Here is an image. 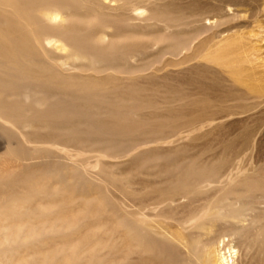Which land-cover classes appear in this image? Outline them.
<instances>
[{
  "label": "bare ground",
  "instance_id": "bare-ground-1",
  "mask_svg": "<svg viewBox=\"0 0 264 264\" xmlns=\"http://www.w3.org/2000/svg\"><path fill=\"white\" fill-rule=\"evenodd\" d=\"M107 1L118 5L111 10ZM131 1L153 2L142 9ZM227 8L196 0H0V138L15 163L0 173V264H245L243 249L256 251L248 264H264V176L241 156L194 160V180L180 182L171 171L163 179L168 169L117 178L90 161L101 158L74 134L78 121L39 116L44 109L52 115L62 97L93 115L132 112L127 124L139 127L131 133L147 136L144 145L166 144L180 159L192 146H229L219 133L264 108V65L257 67L263 60L251 36L233 32L239 16ZM91 11L143 21L184 41L123 42L126 30L115 35L91 25ZM83 45L119 53L132 75L156 48L160 75L147 87L140 77H119L118 67L98 70L103 60ZM159 150L135 153L136 170ZM109 185L123 196L119 217L105 204Z\"/></svg>",
  "mask_w": 264,
  "mask_h": 264
},
{
  "label": "rangeland",
  "instance_id": "rangeland-1",
  "mask_svg": "<svg viewBox=\"0 0 264 264\" xmlns=\"http://www.w3.org/2000/svg\"><path fill=\"white\" fill-rule=\"evenodd\" d=\"M177 1H195V0H177ZM196 1L197 2L198 1H201V2L202 1H220L221 3H223V5L230 6L232 9L227 8L229 15L233 16L234 15L233 13H236L239 16L238 20L236 19L235 22L233 21L234 23L232 22V24H231V27H233V32H238L240 34L242 33V34H246L247 36H251V38L248 41L250 43L249 46L253 49H256L257 57H259L263 60L262 64L261 63L259 64V62H258L259 65L257 67L259 68L260 65H264V0H196ZM131 2H132V4H136V6L133 5L135 8L141 7L142 9H145L144 6H147L148 3L151 4V2H153V1H135V2L131 1ZM181 3L184 4V2H181ZM117 5L118 4H115V3L110 5L109 1H107V3H106V7L111 6L110 7L111 10L115 9L117 7ZM76 8H79V7H76ZM77 12L82 14L83 10L77 9ZM135 13H136L135 15L137 16V12H135ZM90 15H91V19H90L91 25L108 27L111 30V31L108 30L110 32V34L116 33L117 35H119L126 30L124 33L121 34L122 37H124V36L126 38L128 37L126 40L125 39L122 40L123 42L124 41L129 42V43H131V42H138L139 43L140 42V44L147 46V45L152 44L158 38H161V39H164V43H163L164 46H168L174 42L184 41L183 38H181V37L178 38V37L172 36V35H170V33H167L164 31L160 32L161 30L158 31L154 27H152V28L146 27V26H144L145 23L143 21L129 22V21L121 20V19L116 18L114 16H108V15L105 16L101 13H95L93 11L90 12ZM147 16H148V13L147 12L144 13L141 16V20H143V18L145 19ZM136 24H138V25H136ZM141 26H143L144 28H142ZM130 27H132V28H130ZM128 28H130V29L127 30ZM132 31H134V32H132ZM126 32H127V34H126ZM261 32H263V34H261ZM133 35H134V37H133ZM83 46H84V48H86V51L89 53V55H91L95 58H101L103 60V64L98 66V70L102 66L106 67V68H108V66H110L111 68H114V69H115V67H118L120 71L124 72V73L123 72L122 73L116 72V74L119 77H124L125 79L134 78V76L140 77V82L143 83L145 86L147 85L150 77L155 76V75H160L156 71V69L161 66V64L157 62L156 48H154V51H153V48H149L146 50V54H147L146 57L147 58L143 63L144 65H142L143 67H141L140 72L134 73L132 75L131 74L132 70L129 69L130 66H128V65L125 66L123 64L121 65L120 62L118 61V57L120 55L119 53L105 52L102 50L94 49L92 47H88V46L86 47L85 45H83ZM148 58H150V59H148ZM116 63L118 64V66L116 65ZM119 64L121 65L120 67H119ZM261 67L262 66H260L258 71L264 70V67H262V68ZM170 70H171L170 68H167L166 73H168ZM112 71H114V70H111L110 72H112ZM89 74H93L94 76H98V77L104 75V74L99 75V74L94 73V72H89ZM122 74H124V75H122ZM147 87H149V85H147ZM59 99L61 101V105H60V107H58V110H56L54 108V109H52V111H55V112L52 115L45 116L46 114L44 115V112L48 111V109H44L43 111L39 112V116H42L43 119L46 118L47 120L65 118V119H74V120L78 121L79 125L74 129V132H75L74 134L79 138L81 137V139L83 138L84 140H89L92 144V147H91L92 151H90V152H92V154H95L101 158V159L97 158L96 160L92 159L90 161L92 163L97 162V161L103 162L107 166V169H109V171H113L114 176H117V178L118 177L122 178V177L128 176V175L131 176L133 174L134 175L137 174L140 177L145 178V177H147L146 173L151 169L154 171H158L159 169H168V173L166 175H163V179H167L166 177L169 176V174H170L169 172L171 171L172 175L170 174V177L177 175L178 177L181 178V179H179L180 182L185 181V180H194L193 178H195V179L200 178L199 177L200 171L197 170L196 168H190L191 167L190 165L192 162H194V160L196 162H197V160L198 161H205V162H206V160H208L209 162H214L213 158L215 156H218V154L221 155L222 153H223L222 155L227 157V159L230 157L229 160L233 159L236 155H239V157L241 156L240 157V158H242L241 162H243L242 164H244V166H246V167L251 166V168L256 170V172H258L259 175L261 174L262 176H264L263 175L264 174V108H263V110H261V113H258L259 115L255 114V116H253L251 118H248V117H250L248 115L238 117L237 119L232 121V123H234V125L231 128H228L225 131V133L224 132L219 133V136L222 139H225V141H227L228 143L230 142L229 146H227L228 148L226 146L223 147V145L220 146V148H219L218 145H215V147H211V148L206 150V148L203 147V145H201V146L196 145V146H192V148H189L186 151V153H185L186 156L183 157L184 159L183 158L180 159V155H178L177 153L169 154L168 146L166 144H148V143H145V145H144L141 142L142 139H140V138L147 139L148 138L147 136L141 135L139 137L138 135L131 133V130H130L131 125L136 127V128L139 127V125L134 124V121L132 123L127 124L128 118H133L132 112H125V111L123 112V110L121 112V110H119L118 112L116 111L113 113V115H110V116L109 115H107V116L106 115H100L99 116V114L93 115L94 112H90V113L86 112V110H84L80 107L79 108L76 107L72 101H69V100L62 98V97H59ZM128 110H129V108H128ZM103 119H105V120H103ZM89 120H90V122H89ZM84 121H86V122H84ZM105 121H108V122H105ZM110 121L117 122L118 124L116 125L115 123H110ZM80 122H82V123H80ZM104 122H105V124H104ZM135 123H136V121H135ZM117 126H118V128H116ZM92 132H95L97 134H95V133L93 134ZM90 134H92V135H90ZM98 134H100L101 137ZM95 136H96V138H95ZM135 136H137L138 139ZM133 137H135V138L133 139ZM123 138L127 142H125ZM114 139L117 142L113 141ZM136 139L139 140V142H137ZM129 140H131V141H129ZM5 141L6 140H3L2 138H0V173H2V171L4 170V166H5V169H7V168L11 169V168L15 167V163L13 161H11L9 159L7 160L5 158V156H6L5 154H7V151H6L7 146H6ZM129 142H130V144H129ZM16 143H17V140L14 141V146H17ZM104 145H105V147H104ZM146 147H147V149H154V148L158 147L159 149H161V150H159L160 154L158 156H156L155 158L145 159L142 168L139 169V171H137L136 168L134 167V165L132 164V161H133L132 156L135 155V153L139 154L140 152L146 151L147 150ZM102 148H104V149H102ZM203 148H205L206 151ZM121 156H123V157H121ZM199 156H202L203 159L200 160ZM1 159H3V160H1ZM180 160H182V161H180ZM44 161L46 162L48 160H44ZM55 161H57V159ZM10 163H11V165H10ZM48 164H52V163L48 162L45 168L48 167ZM152 166H154V167H152ZM169 166H171V167H169ZM50 168H52V167L50 166ZM9 169H7V170H9ZM7 170H4V171H7ZM46 170H48V169H46ZM126 171L128 173H126ZM135 180L139 181L138 177L135 178ZM82 182H84V181L81 180L80 187L83 186ZM112 188H113V186H111V185L108 186L105 204H106L108 211L113 212L115 215H118V217H119V216H121L120 215L121 214L120 207H121V204L123 202V196L119 190H117L116 188H113V189ZM135 188H139V186H135ZM110 204H112V205H110ZM241 254H242L243 262L244 263L246 262L245 264H248V262L251 259V256L255 255L256 251H253L251 253V255L250 254L247 255L246 250L243 249V250H241Z\"/></svg>",
  "mask_w": 264,
  "mask_h": 264
}]
</instances>
